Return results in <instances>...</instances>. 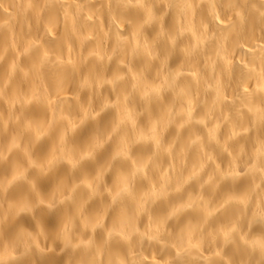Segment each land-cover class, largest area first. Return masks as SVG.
<instances>
[{
  "label": "clouds",
  "instance_id": "9594fccd",
  "mask_svg": "<svg viewBox=\"0 0 264 264\" xmlns=\"http://www.w3.org/2000/svg\"><path fill=\"white\" fill-rule=\"evenodd\" d=\"M221 3L0 0V264H264V0Z\"/></svg>",
  "mask_w": 264,
  "mask_h": 264
},
{
  "label": "bare ground",
  "instance_id": "6f19581e",
  "mask_svg": "<svg viewBox=\"0 0 264 264\" xmlns=\"http://www.w3.org/2000/svg\"><path fill=\"white\" fill-rule=\"evenodd\" d=\"M216 13H217V19L215 21L216 24L224 25L227 24L228 19L231 17L229 14L226 12L225 8L223 7V0L220 5L217 6L216 8ZM6 13H4L3 9H0V24L4 23V20L6 19ZM207 17L206 12H202L200 9H196L193 17V23L196 24L202 20H205ZM105 25L107 24L106 19L104 20ZM206 27L209 31H213L214 28L210 24H206ZM246 35L250 40V43H247L245 45V49L252 47L253 45H260L264 46V32H261L254 24L249 25L247 27ZM228 47L227 42L225 43V48ZM214 49H215V44L207 49V54L212 55L214 54ZM65 55H69L71 52V49H64ZM240 57V50H236L235 54L231 57L224 55L223 60L225 62L228 61H235L238 60ZM175 62V61H174ZM218 69V78L220 79L221 83L226 85L225 92L227 95L231 96L232 95V89L235 87V77H236V70L233 69L232 72V77L231 79L229 78L228 74L226 73V63L219 64L217 66ZM151 78V77H150ZM67 95L69 96V104H72L71 100V89L68 91ZM53 99H55L53 97ZM7 102L6 101H0V111H3L5 114L7 113ZM74 108H69L67 111L63 113V115L71 120L74 118L73 116ZM33 115L35 116H42L46 115L48 119H51L52 113L49 111L47 113L42 112L40 109H37L33 107ZM222 132L224 131L223 129L221 130ZM3 139H7V137H4ZM47 148V143L40 144L36 147L37 153L42 154ZM194 157L190 156L189 159H192ZM0 174H7V169L6 168H0ZM146 257L148 258L149 264H159V262L163 259V255H167V253L161 255L158 254V252H151V251H146L145 252Z\"/></svg>",
  "mask_w": 264,
  "mask_h": 264
}]
</instances>
